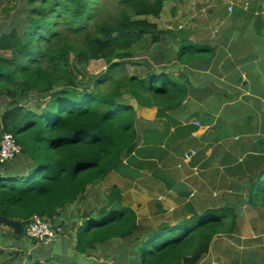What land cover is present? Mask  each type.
<instances>
[{
  "label": "trees",
  "instance_id": "obj_1",
  "mask_svg": "<svg viewBox=\"0 0 264 264\" xmlns=\"http://www.w3.org/2000/svg\"><path fill=\"white\" fill-rule=\"evenodd\" d=\"M167 1L109 0L117 8L104 11L103 0H20L14 8L27 16H16L17 25L0 35V135L13 134L22 148L20 156L0 163V216L23 227L38 216L62 228L60 240L69 241L78 264L85 257L89 264H110L92 256L120 242H129L120 247L122 264H242L248 254L233 246L234 235L264 232V212L249 218L243 209L249 204L264 211V155L240 167L251 177L246 196L236 195L237 205L229 202L232 184L194 193L190 203L171 209L182 217L156 227H143L138 207H114L98 195L96 205L78 207L136 147L137 111L126 96L140 107L174 110L190 95L183 73L143 77L125 70L136 52L160 43L156 21ZM183 45L181 64L199 61L203 68L216 57L213 47L189 39ZM93 63L104 71L91 76ZM165 199L173 206L182 202ZM10 234L23 255L11 264H23L25 257L27 264H47L35 251L26 255L25 241H37Z\"/></svg>",
  "mask_w": 264,
  "mask_h": 264
},
{
  "label": "crops",
  "instance_id": "obj_2",
  "mask_svg": "<svg viewBox=\"0 0 264 264\" xmlns=\"http://www.w3.org/2000/svg\"><path fill=\"white\" fill-rule=\"evenodd\" d=\"M231 3L235 5L233 13L228 12ZM160 18V43L136 52L142 60L139 70L144 69L137 75L183 73L189 79L190 95L174 110L140 107L138 144L125 156L127 164L122 162L119 171L114 170L103 183H113L112 188L123 183L143 194L148 191L147 180H152L155 191L182 202L185 200L165 186L170 189V184L175 185L176 191L186 186L184 193L191 189L201 196L233 184V190L245 193L251 176L240 167L251 156L264 155V146L256 144L264 139V0H168ZM184 39L213 47V62L203 68L199 61L181 64ZM97 190L89 193L92 199L94 195L100 200L107 198L109 189L103 193L101 187ZM96 204L88 202L86 206ZM164 204L173 206L170 199ZM86 206L82 205L83 211ZM250 207L248 212L244 210L249 218L264 212ZM60 238L47 248L25 241L29 256L35 251L34 257L42 263L66 261L69 241ZM233 246L248 254L242 264H264V232L236 233ZM27 263L25 257L23 264Z\"/></svg>",
  "mask_w": 264,
  "mask_h": 264
},
{
  "label": "rangeland",
  "instance_id": "obj_3",
  "mask_svg": "<svg viewBox=\"0 0 264 264\" xmlns=\"http://www.w3.org/2000/svg\"><path fill=\"white\" fill-rule=\"evenodd\" d=\"M0 2H1V4H0V35H2L3 33H8L9 28L11 26L17 25V22L15 20L16 16H18L19 19H25V17L27 16V13H25V12L21 13V11H22L21 7L17 6L16 8H14L15 5L20 3V0H0ZM101 7L103 8L104 11L117 8L115 6V3L109 2V0H103V2H101ZM160 20H161V18L158 19L156 22L158 23V21H160ZM216 32H217V30H215V33ZM148 58H150V56ZM132 61H133V64H129L125 67V70L127 71V73L129 75L138 74L139 71L144 70V69L139 70L142 66V65H140L142 63V60L138 59L137 56ZM151 67L156 69L155 66H151ZM146 70H149V68L146 67ZM89 71H90L89 73L91 76H96V75L102 73V71H104V69L100 65L93 63L92 65L89 66ZM126 99L129 100L128 101L129 103H131V104L134 103V101L132 99H130L128 96H126ZM0 103H1V101H0ZM26 104L28 105V102H25V105ZM31 106H32V108H34L35 107L34 103H32ZM139 111H140V108H139L138 112ZM137 119H138V117H137ZM195 154H196V152H195ZM125 156L126 155H124L121 162H125V164H127V160L125 159ZM121 166L122 165L120 163L119 166L116 167L115 170L119 171ZM147 182H148V191L147 192L144 191L143 194L142 193L138 194L136 189L132 190L131 188H129L127 185H125L123 183H121V184L118 183L116 188H112L113 183L108 184L106 186L104 184H101L100 187L103 189L102 193L105 191V188H106V191H107V189H109L107 194H106V197H107L106 200L109 201V203H111V205H114V207L122 206L124 204H131L132 206L138 207L139 208L138 210L141 213L140 214L141 217L145 216V220H144L145 223H144L143 227H156L163 222H171V221L175 220V218L178 219V218L182 217L181 213H171V211H173L179 205H181V204L183 205V202H177L176 206H172V207L167 208V205L164 204V202H166L167 199H165V195L162 194V191L161 190L155 191V189L152 187V185L154 184V181L147 180ZM136 187H137V184H136ZM169 187H170V189H168L165 186V188L168 191H171V192L175 193L179 198L184 199L185 204L190 203V201L192 200V197L194 196V193H195L191 189H189V193H184L186 186L179 188V190H177V191L174 189V188H177V187H175V185L170 184ZM237 190L238 189L236 188V189L231 191V194L235 193L232 196L233 198L229 201L232 203V205H237V203H238L239 198L236 197V195H237L236 193H239V192ZM242 194H246V192L245 193H243V192L239 193V195H242ZM201 195H203V194H201ZM244 196H246V195H244ZM98 197L96 196V198H98ZM96 198L92 199V194L91 195L89 194L88 199H87L89 201H87L85 204L83 202H81L80 206H78V207L81 210H83L84 207H82V205H86L88 202H96ZM107 201H105V202H107ZM98 202H99V200L97 201V203ZM203 205H205V204H203ZM243 206H244L243 209L244 210L246 209L245 212L246 211L248 212V210H247L248 208L251 209L249 204L243 205ZM164 207L166 209H164ZM171 209H173V210H171ZM164 224H162V225H164ZM146 229H148V228H146ZM10 231H13V230H10L9 228H5L4 226L0 227V264H10L11 261H13V260L19 261V260H21V258L23 256L21 251H20L21 248L18 247V245H16V241L13 237H11ZM145 232H147V231H145ZM128 243L129 242H120L119 244H112V243L108 244L106 249L101 248L92 257L96 258L98 262H109L110 264H122L119 260H117L118 255L120 253V247L127 246ZM27 248H29V247L27 246ZM17 252L19 254H16ZM27 252H28V254H26V255H29V253H30L29 249L27 250ZM71 253H73V252L70 251L68 255H71ZM90 259H91L90 257H85L83 259L84 264H89ZM22 263H24V262H22ZM52 264H78V261L76 260V255L73 253L72 262L54 261V263H52ZM201 264H203V263H201Z\"/></svg>",
  "mask_w": 264,
  "mask_h": 264
},
{
  "label": "built area",
  "instance_id": "obj_4",
  "mask_svg": "<svg viewBox=\"0 0 264 264\" xmlns=\"http://www.w3.org/2000/svg\"><path fill=\"white\" fill-rule=\"evenodd\" d=\"M234 4L228 7V12L233 13ZM247 8V7H246ZM22 152L21 146L17 143L16 138L11 133L0 135V163L4 164L16 157ZM24 234L27 238L37 241L39 246H49L59 240L63 234L62 228L53 227L49 221L38 216L33 217L24 227Z\"/></svg>",
  "mask_w": 264,
  "mask_h": 264
},
{
  "label": "water",
  "instance_id": "obj_5",
  "mask_svg": "<svg viewBox=\"0 0 264 264\" xmlns=\"http://www.w3.org/2000/svg\"><path fill=\"white\" fill-rule=\"evenodd\" d=\"M140 108V105L138 102L134 103V109L138 111ZM256 144L258 147H263L264 146V139L260 138L256 141ZM191 154V153H190ZM48 221V220H47ZM0 223L2 225L7 226L8 228L12 229L14 231L15 235H21L24 234V227L21 222L15 221L8 219L6 217L0 216Z\"/></svg>",
  "mask_w": 264,
  "mask_h": 264
}]
</instances>
